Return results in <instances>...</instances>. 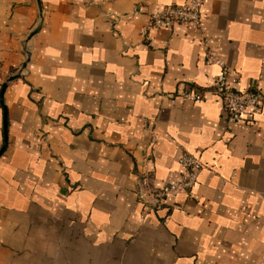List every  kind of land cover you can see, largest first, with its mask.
<instances>
[{
  "label": "crops",
  "instance_id": "crops-1",
  "mask_svg": "<svg viewBox=\"0 0 264 264\" xmlns=\"http://www.w3.org/2000/svg\"><path fill=\"white\" fill-rule=\"evenodd\" d=\"M187 1L0 0V264H264V100L228 124L208 91L168 98L211 88L205 47L264 97V0L141 36ZM183 151L195 185L148 209L138 179L177 180Z\"/></svg>",
  "mask_w": 264,
  "mask_h": 264
},
{
  "label": "built area",
  "instance_id": "built-area-1",
  "mask_svg": "<svg viewBox=\"0 0 264 264\" xmlns=\"http://www.w3.org/2000/svg\"><path fill=\"white\" fill-rule=\"evenodd\" d=\"M202 0H188L179 5H169L149 14V23L140 29L141 36L146 41L151 37L148 32L151 28H170L175 23L193 24L202 29L200 14ZM204 58L207 64H214L219 68L214 83L209 90L190 89L176 95H168L171 102H198L203 99L206 91L220 98L225 118L228 124H237L249 115L260 112L264 97L256 89L245 91L235 90L229 82V67L210 49L204 48ZM177 163L182 173L175 181L156 186L149 174L138 179L136 194L138 199L150 210L157 209L163 201L179 191H190L195 185L202 164L200 160L188 152H181Z\"/></svg>",
  "mask_w": 264,
  "mask_h": 264
},
{
  "label": "water",
  "instance_id": "water-1",
  "mask_svg": "<svg viewBox=\"0 0 264 264\" xmlns=\"http://www.w3.org/2000/svg\"><path fill=\"white\" fill-rule=\"evenodd\" d=\"M5 126H6V123H5V121H4V129H5ZM5 137H6V136H5ZM4 142H6V139H5ZM3 149H4V146L1 147V149H0V154L2 153Z\"/></svg>",
  "mask_w": 264,
  "mask_h": 264
}]
</instances>
